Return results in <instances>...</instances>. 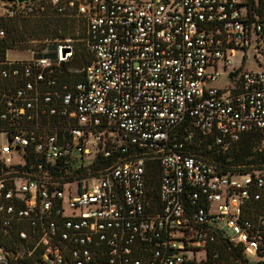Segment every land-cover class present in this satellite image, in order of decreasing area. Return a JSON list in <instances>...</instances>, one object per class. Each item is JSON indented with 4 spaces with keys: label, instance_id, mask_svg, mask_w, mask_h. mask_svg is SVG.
Wrapping results in <instances>:
<instances>
[{
    "label": "built area",
    "instance_id": "obj_1",
    "mask_svg": "<svg viewBox=\"0 0 264 264\" xmlns=\"http://www.w3.org/2000/svg\"><path fill=\"white\" fill-rule=\"evenodd\" d=\"M47 9L84 20L91 61L69 86L70 40L0 59V264H221L220 238L264 264V214L244 215L264 170L211 157L248 134L264 151V0H0L4 19ZM252 42L259 68L236 67Z\"/></svg>",
    "mask_w": 264,
    "mask_h": 264
},
{
    "label": "trees",
    "instance_id": "obj_2",
    "mask_svg": "<svg viewBox=\"0 0 264 264\" xmlns=\"http://www.w3.org/2000/svg\"><path fill=\"white\" fill-rule=\"evenodd\" d=\"M76 18L75 16L56 15L49 9L41 14L26 18H0V29L4 30V36L0 37V59L5 58L7 51L14 49L30 50L33 47L37 51H41L49 45L52 50L55 49L57 45L64 44L66 39L75 38ZM80 19L83 22L84 39L85 24L84 20L82 18ZM34 42H36L35 46ZM70 45L73 48V53L67 62L62 63V70L65 72V75L62 77L69 86H73L83 80V71L80 70L90 63L91 57L86 50L87 60L85 64L81 67L71 66V61H75L74 58L77 56L76 47L72 44ZM256 144V136L248 134L234 144L226 155H211V157L220 163L224 171L233 170L235 167L239 168V171L242 173L252 170H264V151H258L255 148ZM196 151L200 155L206 154V150L202 147ZM118 158L119 154L117 153L107 158L101 154H97L95 161L90 166L91 172L96 173L108 168ZM159 174V166L157 163L148 164L147 184L149 188H154V198L156 197L155 188H157L159 183ZM69 177L72 178V176ZM259 213L264 214V204L256 202L245 210L244 215L248 218H253ZM213 250L219 251L218 262L221 264H250L239 246H235L222 238L216 240V243L211 247L208 252V258H211Z\"/></svg>",
    "mask_w": 264,
    "mask_h": 264
},
{
    "label": "rangeland",
    "instance_id": "obj_3",
    "mask_svg": "<svg viewBox=\"0 0 264 264\" xmlns=\"http://www.w3.org/2000/svg\"><path fill=\"white\" fill-rule=\"evenodd\" d=\"M84 28L83 22L80 18H76V32L74 34L75 38H68L66 40H70L69 43L76 47V56L74 58L75 61H71V66L81 67L85 64L87 60L86 49L83 40ZM36 42H34L35 46ZM54 50V49H53ZM49 46H46L43 50L37 51L36 48L31 47L30 50H9L5 54V58L10 62H27L33 60L35 57L47 56L48 58H53L54 51ZM245 57L244 68L247 70H256L259 68L258 61L255 58V42H252L248 49L244 52L242 50H238L236 53V58L234 59V65L240 66L242 64V59ZM228 72H222L219 78L211 83L210 85L217 88H224L229 83ZM18 160L15 159V162ZM250 264H257L255 259L250 261Z\"/></svg>",
    "mask_w": 264,
    "mask_h": 264
},
{
    "label": "water",
    "instance_id": "obj_4",
    "mask_svg": "<svg viewBox=\"0 0 264 264\" xmlns=\"http://www.w3.org/2000/svg\"><path fill=\"white\" fill-rule=\"evenodd\" d=\"M19 3L28 2L31 0H17ZM60 54L62 58H65L66 54H72V48L68 46H64L60 49Z\"/></svg>",
    "mask_w": 264,
    "mask_h": 264
}]
</instances>
